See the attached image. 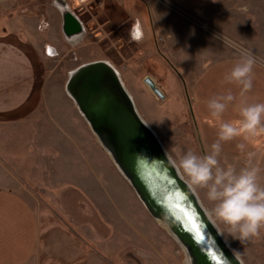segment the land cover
I'll list each match as a JSON object with an SVG mask.
<instances>
[{
  "label": "rangeland",
  "instance_id": "374dc122",
  "mask_svg": "<svg viewBox=\"0 0 264 264\" xmlns=\"http://www.w3.org/2000/svg\"><path fill=\"white\" fill-rule=\"evenodd\" d=\"M129 1L90 0L74 7L69 0H0V31L16 32L37 43L45 66L44 87L36 108L15 122L0 123V187L21 193L38 212L42 241L48 231L56 238L76 233L81 241L78 248L65 235L63 250L81 253L83 245L84 257L93 262L96 259V264H192L188 252L139 199L67 90L80 66L96 61L112 63L175 165L189 150L198 155L209 151L180 71L173 65L183 87L168 84L163 75L166 77L165 69L170 66H163L158 54L144 50L152 41L131 39L137 15L132 20L123 12L129 10ZM154 1L175 12L165 0ZM132 3L139 7L136 13L143 9L151 23L145 4ZM69 14L82 22L86 33L74 38L67 35L65 16ZM48 45L57 53L48 55ZM254 58L264 62V56ZM147 76L165 91V99L145 83ZM193 190L209 213L212 205L206 190ZM214 223L222 233L224 226ZM222 235L233 250L243 254L244 264H264V229L258 238L244 244ZM53 245L52 252L40 251L39 262L30 260L28 264H48L50 256L49 264H62L59 243Z\"/></svg>",
  "mask_w": 264,
  "mask_h": 264
},
{
  "label": "crops",
  "instance_id": "0c3cea01",
  "mask_svg": "<svg viewBox=\"0 0 264 264\" xmlns=\"http://www.w3.org/2000/svg\"><path fill=\"white\" fill-rule=\"evenodd\" d=\"M136 1L145 4L151 23L143 9L142 13H136L139 7L132 0L127 6L129 10L123 12L128 13L132 20L137 15L136 22H140L143 32L139 41H152L144 50H150L148 53L153 55L158 54L164 61L162 65L170 66L165 69L168 73L166 77L163 75L168 84L183 87V81L174 72L173 65L184 77L205 146L210 151L211 144L217 139L218 125L211 121L207 102L214 95L226 94L231 90L237 99L229 104L223 119L228 121L237 118L236 109L241 100L239 89L234 84H223L222 81L242 53L264 56V0H166L196 13L197 18L208 26V30L157 1ZM70 24L73 26L72 22ZM2 31L0 123H7L25 117L36 108L44 87L45 66L43 50L38 48L37 43L27 40L22 34ZM51 41L53 42L52 39ZM253 72V87L244 99L248 103H264V62L255 58ZM19 112L17 118L16 113ZM241 142L237 138L222 143L221 163L231 164L239 169L246 163V153H255L253 163L260 168L259 182L264 185V137L247 143L244 153L236 147ZM50 232L43 234L46 237L42 241L38 212L21 193L0 187V264H28L30 260L39 262L40 251L52 252L56 247L53 244L57 242L62 264H96V259L93 262L84 257L83 245L81 253L77 250H63L66 236L78 248L81 242L79 235L57 234L56 238ZM50 261L51 256L48 264Z\"/></svg>",
  "mask_w": 264,
  "mask_h": 264
},
{
  "label": "water",
  "instance_id": "95a60500",
  "mask_svg": "<svg viewBox=\"0 0 264 264\" xmlns=\"http://www.w3.org/2000/svg\"><path fill=\"white\" fill-rule=\"evenodd\" d=\"M78 28L76 18L66 15L65 31L70 33ZM154 38L157 41L156 35ZM100 64L103 63L85 67L83 75L75 78L77 99L94 129L145 201L149 212L167 221L189 243L195 264H216L213 255L220 264H238L192 187L177 170L158 138L139 117L118 78L110 68ZM144 81L157 96L166 98L165 91L152 77L147 76ZM188 101L193 112L189 94ZM193 218L203 240L196 239L189 225V219Z\"/></svg>",
  "mask_w": 264,
  "mask_h": 264
},
{
  "label": "clouds",
  "instance_id": "9594fccd",
  "mask_svg": "<svg viewBox=\"0 0 264 264\" xmlns=\"http://www.w3.org/2000/svg\"><path fill=\"white\" fill-rule=\"evenodd\" d=\"M133 41L143 37L140 22L130 30ZM255 58L251 53H242L223 78V84L236 85L241 98L237 118L225 121L223 116L230 103L237 99L231 90L214 95L207 102L211 121L218 125L217 139L210 151L198 155L189 150L183 154L176 167L186 177L193 189L206 190V199L211 203L209 216L224 226L222 234L239 240L241 244L260 236L264 229V185L259 182L260 168L253 163L255 153H246V163L237 169L221 163L222 143L240 138L236 145L241 153L247 143L264 137V103H248L244 97L253 87ZM238 264H244L242 253L233 250Z\"/></svg>",
  "mask_w": 264,
  "mask_h": 264
},
{
  "label": "bare ground",
  "instance_id": "6f19581e",
  "mask_svg": "<svg viewBox=\"0 0 264 264\" xmlns=\"http://www.w3.org/2000/svg\"><path fill=\"white\" fill-rule=\"evenodd\" d=\"M94 63H103L100 65H106L108 68L111 69V71L114 73V75L118 78L124 92L128 95V97L131 99L136 112L138 113L139 117L141 118V120L151 129V131L153 132V134L158 138V140L160 141V138L158 136V134L156 133V131L153 129V127L144 119V117L139 113L137 107H136V103L132 97V95L130 94V92L128 91V89L126 88L124 82L122 81V77L120 76L119 72L117 71V69L108 62L105 61H96V62H91V63H86L82 66H80L77 70L76 73L72 75L71 79L68 82L67 85V90L69 95L72 97V99L76 102L79 111L81 112V114L83 115L84 119L87 121L91 131L94 133V135L96 136L97 140L99 141V143L102 145V147L109 153L110 157L112 158L113 162L116 164V166L119 168V170L121 171V173L124 175V177L129 181V183L131 184L132 188L134 189V191L137 193V196L139 197V199L143 202V204L146 207L145 201L141 198V196L138 194V192L136 191L135 187L133 186L131 180L129 179V177L126 175V173L123 171V169L121 168V166L119 165L118 161L114 158L112 151L107 147V145L104 143L103 139H101L100 135L96 132V130L94 129V126L91 124L90 120L87 118V116L85 115L84 110H82V108L80 107L79 104V100L77 99V92H76V87L74 85L75 83V78L79 77L80 75H83V72L85 70V67L93 65ZM160 143L162 144L163 148L165 149L164 144L162 143V141H160ZM166 151V149H165ZM167 153V151H166ZM168 154V153H167ZM169 156V155H168ZM170 158V157H169ZM171 159V158H170ZM172 161V159H171ZM175 165V164H174ZM176 167V165H175ZM177 168V167H176ZM178 170V168H177ZM179 171V170H178ZM193 190V189H192ZM194 191V190H193ZM198 198V196H197ZM199 200V198H198ZM200 202V200H199ZM201 204V202H200ZM202 205V204H201ZM203 207V205H202ZM147 208V207H146ZM204 208V207H203ZM148 210V208H147ZM205 210V208H204ZM149 211V210H148ZM206 211V210H205ZM151 214V213H150ZM206 214L208 215V217L210 218V220L212 221V223L214 224V226L217 228L220 236L222 237V239L224 240V242L226 243V245L228 246V248L232 251L233 253V249L232 247L229 245L228 241L224 238V236L222 235V233L220 232V230L218 229V227L216 226V224L214 223L213 219L209 216L208 212L206 211ZM152 215V214H151ZM163 227H165L167 229V231L169 232V234L179 243L178 245L181 246L185 251L188 252V254L191 257L192 260V264H195V258L193 257V253H192V249L191 246L189 245V243L178 234V232L164 219L160 218V217H156L154 215H152Z\"/></svg>",
  "mask_w": 264,
  "mask_h": 264
},
{
  "label": "built area",
  "instance_id": "2783aa9c",
  "mask_svg": "<svg viewBox=\"0 0 264 264\" xmlns=\"http://www.w3.org/2000/svg\"><path fill=\"white\" fill-rule=\"evenodd\" d=\"M71 2V4L74 6V7H79L81 5H84L86 3H88L90 0H69ZM166 5L172 7L176 13L180 14L181 16L185 17L186 19H188L189 21H191L192 23H195L199 26H202L204 27L206 30H208V26L206 24H203L197 17H194L193 14L191 13H188L187 10L185 9H182V8H179L178 6L174 5L173 3H170L168 1H166ZM164 3V2H162ZM72 6V7H73ZM77 20V19H76ZM78 22V25H79V28L78 30L74 31V32H70V33H67V35L69 37H79L81 35H83L84 33H86V29L84 27V25L82 24L81 21L77 20ZM46 53L49 55L51 54H55L57 53L56 50H54V48H52L51 46H47L46 47Z\"/></svg>",
  "mask_w": 264,
  "mask_h": 264
},
{
  "label": "snow or ice",
  "instance_id": "6c2138e0",
  "mask_svg": "<svg viewBox=\"0 0 264 264\" xmlns=\"http://www.w3.org/2000/svg\"><path fill=\"white\" fill-rule=\"evenodd\" d=\"M178 198L182 199V197H178ZM178 210L183 211L182 209H178ZM184 214L187 215V213H184ZM189 225H190L191 229L193 230V232L195 233L196 239L197 240H203V236L200 234V231H199V226L195 222L194 218L189 219ZM212 259L216 262V264H220L219 260L217 259V257L215 255L212 256Z\"/></svg>",
  "mask_w": 264,
  "mask_h": 264
}]
</instances>
